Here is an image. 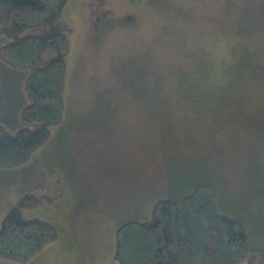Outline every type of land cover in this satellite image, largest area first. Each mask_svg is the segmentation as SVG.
Wrapping results in <instances>:
<instances>
[{"label": "rangeland", "instance_id": "rangeland-1", "mask_svg": "<svg viewBox=\"0 0 264 264\" xmlns=\"http://www.w3.org/2000/svg\"><path fill=\"white\" fill-rule=\"evenodd\" d=\"M59 20L71 28L64 121L25 163L0 167V222L32 192L23 215L57 238L0 264H117L119 224L199 183L248 234L255 259L237 264H264V0H69ZM245 20L254 29L239 33ZM5 102L0 121L14 123Z\"/></svg>", "mask_w": 264, "mask_h": 264}, {"label": "trees", "instance_id": "trees-1", "mask_svg": "<svg viewBox=\"0 0 264 264\" xmlns=\"http://www.w3.org/2000/svg\"><path fill=\"white\" fill-rule=\"evenodd\" d=\"M69 0H0V59L16 80L8 105L14 123L0 121V167L25 163L47 142L50 126L64 121L66 56L71 28L59 18ZM246 21V20H245ZM244 21L241 32L254 29ZM241 24V25H242ZM46 26L51 29L44 30ZM52 51V52H51ZM49 53V55H47ZM246 52L241 51L242 58ZM238 58V59H242ZM245 58V59H249ZM237 59V60H238ZM151 86V88H149ZM149 92L153 86H143ZM217 191L199 183L179 196L157 199L148 220L135 218L115 230L112 261L117 264H237L255 259L239 218L217 208ZM34 193L22 194L0 222V258L26 262L57 238L48 220L27 217ZM113 264V263H106Z\"/></svg>", "mask_w": 264, "mask_h": 264}]
</instances>
